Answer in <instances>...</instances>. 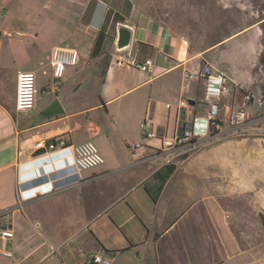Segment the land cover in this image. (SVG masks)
<instances>
[{
  "label": "crops",
  "instance_id": "crops-1",
  "mask_svg": "<svg viewBox=\"0 0 264 264\" xmlns=\"http://www.w3.org/2000/svg\"><path fill=\"white\" fill-rule=\"evenodd\" d=\"M65 1L74 5V17L67 23L49 18L56 40L47 51L43 73L53 79L51 50L66 46L78 52V63L66 66L74 67L77 77L69 95L51 87L48 103L78 99L83 106L78 114L87 117L90 108L83 104L93 93V107L105 112L111 128L102 131L89 122L87 136L96 139L104 163L114 167L84 171L71 186L19 202L21 190L49 182L36 174L40 168L32 163L34 151L18 156L20 146L57 138L77 145L70 136L74 113L66 114L62 105L63 115L43 117L49 103L38 117L25 119L37 100L30 112L16 110L17 74L22 70L0 80V228L13 232L9 240L0 238V251L11 253H0V264H89V253L108 257L111 264H264V161L256 156V143L236 141L228 125L213 140L183 147L175 143L183 131L180 122L205 116L214 104L225 121L223 111L236 104V92H257L253 72L264 37L259 0H236V31L222 40L236 38V65L224 55H213L222 41L195 49L190 29L180 27V20L164 22L138 0ZM120 26L130 30L131 39L128 47L117 50ZM38 34L29 29L22 35L31 38L32 46L21 43L10 52L16 66L35 74L22 59L37 54ZM147 59L152 61L149 73L129 64ZM204 65L225 77L227 94L207 97L205 81L184 78ZM197 103L206 105L204 112ZM146 118L155 133L151 139L140 130ZM111 131L119 139L122 159L112 151Z\"/></svg>",
  "mask_w": 264,
  "mask_h": 264
},
{
  "label": "rangeland",
  "instance_id": "rangeland-1",
  "mask_svg": "<svg viewBox=\"0 0 264 264\" xmlns=\"http://www.w3.org/2000/svg\"><path fill=\"white\" fill-rule=\"evenodd\" d=\"M144 5L146 11L157 14L164 22H168V19L177 22L180 20V27L185 25L190 29V36L192 47L195 49L204 48L206 46L218 43L223 39H226L228 35L236 31V0H231L230 4H227L224 0H138ZM228 9V11H227ZM258 11V17L264 16V0H259L256 4ZM74 5H71L65 0H0V31L10 32L14 34L13 37L2 36L0 43V61L1 72L0 80L4 79L6 75H16V71H24V66H16V59L11 57V47L24 43L30 45L31 38L29 36L22 35L24 33L29 34V29H36L39 33L37 40L38 44L37 54L24 57L21 61L26 66L36 69L37 75V108L31 112L29 117H38L40 115L39 109L50 103L49 99L53 95L48 93L49 89L58 84L59 95H69L74 87V81L76 74L74 73V67H67L64 77L60 80H53L51 75L44 74L43 71H47V51L50 49L51 43L55 42V26L49 23V18H61L65 23L70 22L74 17ZM178 19V20H177ZM170 23V22H169ZM19 32L20 35H15ZM199 34V35H193ZM203 34V36H202ZM264 36V35H263ZM263 49L261 57L264 60V37L262 40ZM215 53L213 55H224L225 61L232 62L236 65V58H238V52H236V38L232 41H222L216 46ZM237 53V54H236ZM254 73V82L258 87L257 92L242 91L236 92V104L230 103V106L236 105L243 111V119L249 121L248 127L256 128L246 129L242 137L236 136V141L244 140L245 142L251 141L256 143L258 159L264 161V66L261 62L258 63ZM180 82V78L177 75L176 85ZM196 86L195 83L191 84L192 89ZM44 91V92H43ZM47 92V93H45ZM195 99V98H194ZM192 99L193 101H196ZM64 103V102H63ZM96 97L93 93L86 96V102L83 104L90 108L89 115L78 114L82 106V102L78 99H72L70 102H65L63 105L66 114H73L69 122L74 127V132L70 134L72 142L75 144L82 143L91 140L97 147V141L95 138H88L87 123H93L94 127L100 128L102 131L109 132L111 128L110 121L106 117L105 112L102 109L94 108L96 105ZM196 106L201 107V111L204 112L206 105L197 103ZM222 109L220 110V113ZM225 116V111H223ZM226 120V117H223ZM80 127L76 129V125ZM222 125H227V122H222ZM109 134V133H108ZM225 135V133H224ZM110 145H113V152L120 159L124 157L123 152L119 145V139L113 131L108 135ZM200 147L191 148L189 153L196 151ZM98 149V147H97ZM100 153V152H99ZM123 156H121V155ZM125 154V153H124ZM262 162V161H260ZM114 167L109 161L101 164L97 167L89 169L86 172H99L103 168Z\"/></svg>",
  "mask_w": 264,
  "mask_h": 264
},
{
  "label": "built area",
  "instance_id": "built-area-1",
  "mask_svg": "<svg viewBox=\"0 0 264 264\" xmlns=\"http://www.w3.org/2000/svg\"><path fill=\"white\" fill-rule=\"evenodd\" d=\"M6 35L11 37L14 34L10 32H1L0 36ZM15 35H20L19 32ZM78 52L73 48L66 46H55L51 50L50 62L52 68V76L54 80L63 78L66 66H74L78 63ZM132 66L142 72L149 73L152 70V61L147 59L143 62L130 61ZM186 80H203L205 81V94L207 97L220 98L227 94L228 88L225 84L226 80L222 74H214L210 65H204L194 72H186L184 75ZM53 91L59 89L58 84L52 86ZM36 104V74L33 71H19L16 82V110L18 112L27 113L34 109ZM243 111L236 105L227 107L225 111L226 122L229 127V133L242 137L248 127L249 121L243 119ZM222 122L220 118V108L218 104L212 105L208 113L203 117H193L191 121L180 122L183 128L182 133L175 138V143L180 146H194L202 139H214L223 135ZM187 125V126H185ZM142 137L151 139L155 137L153 125L149 118L144 119L140 123ZM139 145L137 144L136 147ZM44 148L45 153L33 158L32 163L36 168L38 177H46L49 179L48 184L21 190L18 198L19 202L24 199L34 198L38 195H46L57 192L66 185H73L72 179H80V174L84 171L97 167L104 163L103 157L100 155L97 147L91 141H86L78 145H69L61 138L48 141L38 140L31 141L25 146H20L18 156L23 151H36ZM46 166V168H45ZM33 175H35L33 173ZM47 185V186H46ZM13 237V232L9 228H0V238L5 241ZM0 253L6 257H11V253L7 250H1ZM89 264H111L108 257L89 253Z\"/></svg>",
  "mask_w": 264,
  "mask_h": 264
},
{
  "label": "water",
  "instance_id": "water-1",
  "mask_svg": "<svg viewBox=\"0 0 264 264\" xmlns=\"http://www.w3.org/2000/svg\"><path fill=\"white\" fill-rule=\"evenodd\" d=\"M117 40L115 42V48L117 50H122L126 47L129 46L130 43V39H131V32L127 27L124 26H120L117 29ZM194 101H191V104H193ZM64 114V109L60 103V101L55 98L47 108H45V110L42 112V116L43 117H52V116H57V115H63ZM45 153V149L41 148L38 149L36 151H34V153L32 154L33 158H36L42 154Z\"/></svg>",
  "mask_w": 264,
  "mask_h": 264
},
{
  "label": "trees",
  "instance_id": "trees-1",
  "mask_svg": "<svg viewBox=\"0 0 264 264\" xmlns=\"http://www.w3.org/2000/svg\"><path fill=\"white\" fill-rule=\"evenodd\" d=\"M260 62H261V64L264 66V60H263V57H261ZM263 227H264V219H263Z\"/></svg>",
  "mask_w": 264,
  "mask_h": 264
}]
</instances>
